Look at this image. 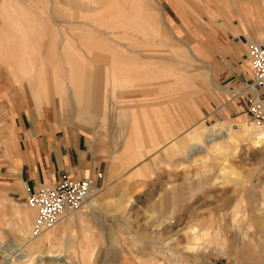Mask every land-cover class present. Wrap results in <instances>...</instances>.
<instances>
[{"label":"rangeland","instance_id":"rangeland-1","mask_svg":"<svg viewBox=\"0 0 264 264\" xmlns=\"http://www.w3.org/2000/svg\"><path fill=\"white\" fill-rule=\"evenodd\" d=\"M63 1L0 0V30L13 16L24 27L31 28L30 14L47 24L50 4L63 10ZM139 1L147 24L128 29L126 39L81 23L94 20L86 6L84 18L75 5L65 10L67 20L83 24L100 43L92 56L76 44L84 61L101 58L96 67L122 71L129 66L110 61L131 60L132 71L143 73L111 78L102 114L80 112L68 94L69 106L54 91L39 100L27 80L14 79L0 62L7 81L38 107L47 104L64 120L90 127L108 145L109 164L95 207L86 204L36 237L30 236L34 209L0 195V264H264V140L255 144L259 130L246 110L229 114L212 107L222 96L205 63L190 53L205 59L194 39L202 35L204 5L211 0ZM132 12L116 30L138 23V11ZM121 111L125 122L119 121ZM190 227L198 229L196 236ZM23 251L28 255L11 263Z\"/></svg>","mask_w":264,"mask_h":264},{"label":"crops","instance_id":"crops-1","mask_svg":"<svg viewBox=\"0 0 264 264\" xmlns=\"http://www.w3.org/2000/svg\"><path fill=\"white\" fill-rule=\"evenodd\" d=\"M117 1L124 7L117 5ZM131 1L65 0L63 10L54 9L50 4L48 13L51 19L47 18V24L43 25L36 15H25L31 28L24 27L13 16L11 25L0 30V62L14 79L27 80L31 92L39 100L54 91L61 95L60 104L68 105L64 100L68 94L82 108L80 112L85 111L90 116L102 114L105 105L109 104L104 93L111 78L127 72L143 73L132 71L131 60L127 63L110 61L114 65L123 63L129 66L122 71L115 67H96L93 62L101 58H86L84 61V54L76 44L92 56L93 45L100 43L91 30L83 29V24L67 20L65 10L69 5H75L84 18L82 8L86 6L89 9L86 16L90 14L94 20L85 19V22L80 19L81 23L108 32H122L120 38L126 39L132 32L128 29L140 31L148 20L146 10L142 12V5L138 8L139 0H134L136 9H129L132 8ZM204 9L205 25L194 44L205 59L197 57L192 50L190 53L195 60L205 63L215 82V90L222 96L221 102H211V105L229 114L246 110L247 96L251 91L247 82L253 74L248 48L257 41L264 42V0H237L236 3L211 0L205 3ZM127 10L133 11L134 15L138 11V23L121 25L123 30H116L119 23L128 19ZM69 23L65 30L59 31V25ZM17 29H21L22 34L17 35ZM214 67L220 83L213 75ZM126 115L125 111L118 113L119 121L125 122ZM107 154L108 145L103 144L90 127L64 120L47 104L38 107L26 91L13 87L0 70V195L25 203L28 191L54 185L64 175L91 177L96 186L104 184L109 171ZM72 220L74 217L63 225L67 226Z\"/></svg>","mask_w":264,"mask_h":264},{"label":"built area","instance_id":"built-area-1","mask_svg":"<svg viewBox=\"0 0 264 264\" xmlns=\"http://www.w3.org/2000/svg\"><path fill=\"white\" fill-rule=\"evenodd\" d=\"M248 58L253 74L247 82V87L252 89L246 102L247 121L257 128H264V42L251 44ZM97 188L91 177L64 175L54 185L28 191L25 204L35 211L31 234L37 236L53 227L62 217L85 206Z\"/></svg>","mask_w":264,"mask_h":264},{"label":"bare ground","instance_id":"bare-ground-1","mask_svg":"<svg viewBox=\"0 0 264 264\" xmlns=\"http://www.w3.org/2000/svg\"><path fill=\"white\" fill-rule=\"evenodd\" d=\"M137 4V3H136ZM135 6H137V5H135ZM250 90L252 91V89L250 88ZM252 126H253V124L252 123H250ZM253 128H255V129H258L259 131H257L255 134H254V142H255V144H258V143H260V141H262V140H264V128H257V127H255V126H253ZM261 129H263V130H261ZM226 132V131H225ZM228 133L226 132L225 133V135H227ZM210 140H213V139H210ZM198 152H200V151H198ZM191 156H194V154H192ZM190 158H193V157H190ZM95 201H94V197H92V198H90L89 200H88V202H87V205L90 207V208H92V207H95ZM75 212V211H74ZM74 212H72V213H74ZM72 213H69V214H67V215H70V214H72ZM63 218V217H62ZM61 218V219H62ZM60 219V220H61ZM59 220V221H60ZM58 221V222H59ZM57 222V223H58ZM52 228V227H51ZM189 233H192L194 236H196L197 234H198V229L197 228H195V227H190L189 228ZM30 236L31 237H36V236H34V235H31L30 234ZM18 253H19V251H18ZM16 255H18L19 257L17 258H15V257H13L12 259H10V261H11V263H13L16 259L17 260H20V259H22L23 257H26L27 255H28V253H27V251H23L22 253H21V255L20 254H15V256ZM9 264V263H8Z\"/></svg>","mask_w":264,"mask_h":264}]
</instances>
